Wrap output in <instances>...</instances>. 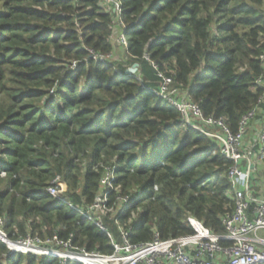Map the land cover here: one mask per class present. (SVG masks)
Returning a JSON list of instances; mask_svg holds the SVG:
<instances>
[{"label":"trees","instance_id":"obj_1","mask_svg":"<svg viewBox=\"0 0 264 264\" xmlns=\"http://www.w3.org/2000/svg\"><path fill=\"white\" fill-rule=\"evenodd\" d=\"M102 1L0 0L3 231L103 255L120 229L133 244L152 230L189 235L187 216L222 232L231 162L152 91L159 73L170 76L205 118H222L233 133L251 110L261 117L264 0H117L108 13ZM113 33L126 47L115 48ZM133 64L136 73H126ZM107 167L116 176L107 207L129 199L113 217L100 215L108 235L46 193L58 177L60 195L86 210ZM0 264L60 260L9 253L0 242Z\"/></svg>","mask_w":264,"mask_h":264},{"label":"built area","instance_id":"obj_2","mask_svg":"<svg viewBox=\"0 0 264 264\" xmlns=\"http://www.w3.org/2000/svg\"><path fill=\"white\" fill-rule=\"evenodd\" d=\"M99 7L105 13L111 9L115 11L117 0H103ZM114 35L117 45L126 47V37ZM112 57L93 55L98 63H105ZM260 60L264 63V53ZM158 77L161 84L152 91L156 97L174 108L182 123L217 143L220 155L231 162L225 174L232 209L221 217L223 231L213 232L202 221L187 216L185 223L191 231L189 235L163 239L158 231L152 230L151 240L133 244L129 240L130 230L120 229V242L115 241L101 225L100 215L113 217L129 199L116 197V207H107L116 178L115 169L107 167L100 179V193L86 210L72 205L60 195L58 177L50 183L46 193L108 235L110 254L89 253L56 236L45 240L37 237L11 240L3 231L0 220V242L9 253L54 258L60 260V264H264V109L257 119V109L244 115L238 130L233 133L222 118H205L194 103L172 86L170 76L159 73ZM255 84L262 91L257 103L264 105V72ZM153 190L157 191V186H153Z\"/></svg>","mask_w":264,"mask_h":264},{"label":"water","instance_id":"obj_3","mask_svg":"<svg viewBox=\"0 0 264 264\" xmlns=\"http://www.w3.org/2000/svg\"><path fill=\"white\" fill-rule=\"evenodd\" d=\"M137 69H138V65H137V64H133V65H132V66L126 71V73L133 75V74L136 73Z\"/></svg>","mask_w":264,"mask_h":264},{"label":"rangeland","instance_id":"obj_4","mask_svg":"<svg viewBox=\"0 0 264 264\" xmlns=\"http://www.w3.org/2000/svg\"><path fill=\"white\" fill-rule=\"evenodd\" d=\"M114 31H115V30H114ZM115 36H116V35H114V33H113V39H112L113 41H112V42H113V45L115 46V48H117V47H119V46H118L117 43H116V38H117V37H115ZM248 130H249V128H248Z\"/></svg>","mask_w":264,"mask_h":264}]
</instances>
